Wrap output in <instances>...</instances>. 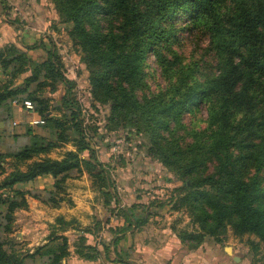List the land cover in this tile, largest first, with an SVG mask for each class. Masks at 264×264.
<instances>
[{
  "label": "trees",
  "instance_id": "16d2710c",
  "mask_svg": "<svg viewBox=\"0 0 264 264\" xmlns=\"http://www.w3.org/2000/svg\"><path fill=\"white\" fill-rule=\"evenodd\" d=\"M48 1L59 22L71 24L68 36L88 72L86 95L93 112L77 98V80L67 76L51 36L45 35L48 46L45 39L32 46L0 45V71L8 77L0 83V112L6 116L14 106L27 110L20 104L30 100L34 108L27 111L42 121L35 124L41 132L30 124L24 134L12 135L9 151L0 150V264H35L36 259L67 264L63 261L71 253L64 235L51 234L33 253L23 252L14 235L15 213L28 207V197L51 206L71 203L66 182L84 173L92 179L95 199L112 216L149 215V205L139 197L121 207L123 197L112 178L116 141L133 138L178 183L171 208L185 209L193 230H172L188 250L198 249L207 237L224 243L230 227L237 237L258 238L249 244L264 264V0ZM197 35L208 38L205 53L211 62L185 57L184 43ZM35 47L46 52L38 64L28 54ZM157 73L160 81L152 89L150 79ZM59 85L65 93L52 106L44 93ZM66 144L72 149L61 158L50 156ZM45 175L54 179L51 190L17 186ZM56 222L65 231L75 220L59 216ZM147 222L142 216L133 224L139 228ZM104 223L109 219L81 228L74 242L77 256L101 257L87 234H99ZM103 251L109 259L106 244Z\"/></svg>",
  "mask_w": 264,
  "mask_h": 264
},
{
  "label": "rangeland",
  "instance_id": "374dc122",
  "mask_svg": "<svg viewBox=\"0 0 264 264\" xmlns=\"http://www.w3.org/2000/svg\"><path fill=\"white\" fill-rule=\"evenodd\" d=\"M15 4L21 7H25V5H27L25 0H0V26L3 25L6 29H10L7 33H4L5 35H3L8 36L7 38H10L6 42H16L20 45L21 40L19 39L18 35L11 30L15 27H22V25H17L21 22V14L17 13L18 11L15 9L17 6ZM4 6L9 7V9H3ZM49 8L50 7L48 6V9ZM54 18L55 17H52V19L49 18V21L51 20V22H47L43 27L45 28V35L51 36L54 39L53 41L62 58L67 76L70 78H76L77 98L82 100V102L85 104L86 108L88 109H86L88 113L93 112V109L90 108V102L87 100L86 95L88 88V72L85 70V67L82 65V63H80L79 56L75 53L71 40L68 36V29L70 28L71 24H66L61 21L59 22L58 17L56 19ZM5 23L8 25H5ZM1 34L2 33L0 32V35ZM26 36L27 35L24 33L23 37H25V40L27 38ZM46 36L42 37V39H45L43 40L44 45L48 46L49 42L46 40ZM40 41L41 40H36L35 38L32 40H26V42H28L27 46H32ZM186 41L187 42L184 43L183 52L188 61L194 60L200 63H202V60L210 62L212 61V57L205 53V48L208 44L207 37L197 35L188 38ZM3 42H5V40H1L0 38V44H3ZM28 54L31 56L35 64L42 62L46 58V52L44 48L41 47H35L31 49ZM150 63L153 68L156 67L153 57H151ZM24 76L25 75L17 79V84L22 83ZM7 78L8 77L4 76L0 71V83L6 81ZM159 81L160 78L157 73L153 78L150 79L151 88L155 89L156 84L159 83ZM64 93V86L59 85L58 89L54 93L45 92L44 96L49 98L52 106H56L60 103V99ZM54 113L57 114L58 111L56 110ZM205 115L206 113H204V116ZM34 119H39L37 114L29 113L27 110L21 109L17 106H14L12 113L7 114L6 116L0 112V138H4L2 139L3 144H0V150L9 151L10 147L8 145L14 143L12 135L16 132L18 134H22L23 132L24 134L28 126L30 124L32 125ZM32 128H34L35 131H42V129L37 125H32ZM137 142L138 140L133 138L128 143L122 142L119 145V149L114 150V152L117 153L118 156L116 157L118 158L112 161L111 167L113 169L112 178L115 181L116 188H118L122 196L127 197L129 196L130 192L134 198L138 199L139 197L142 203H145L147 206L149 205L150 210L149 212H146L149 213V216H155V222L159 229L169 232L172 231V233H175L172 230V226H175L177 229L193 230V225L190 222V217L186 210L181 209L177 211L171 208L170 199L172 197V189L176 186V184H178L176 181H172L173 175L168 172L160 163L155 162L147 157L144 150L140 151L136 146ZM68 149H72L71 144H66L63 147L54 150L50 155L55 158H60ZM105 158L107 159V156H105L104 159ZM88 180L92 181L89 175ZM90 196L91 195L89 194L88 198H90ZM95 196V206H93V209L96 211H99V209L103 210L101 202L97 201ZM152 202H154L153 205H151ZM47 227L48 226L45 227L43 223L32 225L33 233L35 234L32 238V246L42 243L45 235L39 239L38 237L35 239V237L38 233V236L42 235L43 233L40 232L47 229ZM17 229L18 228H15L14 233L16 237L18 236L16 234ZM31 231L32 229L29 230V232ZM250 241L258 242V238L254 235H244L242 237H237L234 235L233 230L229 227L224 243L218 245L220 250H222L225 246H231L233 248V252L230 255H226V253L222 252L223 256L229 260L232 261V258L235 256L240 258L239 262L235 261L231 262V264H259L256 260L261 255L256 256L253 254V247L249 244ZM206 242L208 243L207 245H210L209 247L213 246L214 244L216 245V242L211 237H207ZM25 246L28 248L27 244H20L21 250L23 252L27 250L25 249ZM35 264H39V262L36 261Z\"/></svg>",
  "mask_w": 264,
  "mask_h": 264
},
{
  "label": "crops",
  "instance_id": "0c3cea01",
  "mask_svg": "<svg viewBox=\"0 0 264 264\" xmlns=\"http://www.w3.org/2000/svg\"><path fill=\"white\" fill-rule=\"evenodd\" d=\"M25 1L27 3L25 7L15 4L17 6L15 9L18 11L17 13L21 14V20H26L28 23L24 27L19 26L11 30L18 35L24 45H28L26 40L34 38L41 40L45 36V28L43 27L47 22H51L49 18L55 17L54 19H56L57 14L53 5L48 0ZM48 6L50 7L49 9ZM5 25L8 24L5 23ZM9 30L3 25L0 26V32L2 33L0 35L1 40H5L6 42L10 39L7 38L8 36H3ZM24 33L27 35L26 40L23 37ZM53 183L54 179L49 175H45L38 177L33 182L18 184L17 186L23 189L51 190L53 189ZM66 192L71 203L69 201H62L57 206H51L35 198L28 197V207L16 211L15 228H18L16 231L18 235L17 239L22 245L27 244L28 248L25 246V249H27L25 252L33 253L37 247L48 243L52 234L68 237L71 254L67 261H63V263L67 264H231V262H235L234 258L231 261L223 256L222 252L226 253L224 248L220 250L218 244L209 247L210 245H207L206 240L198 249L188 250L175 233L159 229L154 215L149 216L141 212H135L134 217L125 213L122 217L118 218L117 216H112L104 209L96 211L93 209V206H95L94 196L97 193L92 186V181L88 180L87 173L80 176L78 180L77 178L68 179L66 182ZM89 194L91 195L90 198H88ZM122 197L121 207L130 206L137 201V198H134L132 195ZM59 216H63L67 221L74 219L75 222L65 231H62L60 225L56 222ZM142 216H148V222L136 228L133 221L134 219L142 218ZM96 219H109V223L103 224L104 228L99 234H87L88 242H97L101 251V257L97 261H88L74 253V242L82 234L81 228L93 225ZM40 223L48 227L40 232L43 233L42 235L38 236V233L35 239L37 237L38 239L42 236L44 237V235L45 238L41 244L32 246V238L35 235L32 225ZM125 225L132 226V228L118 233L109 231V228L112 226L123 227ZM31 229L32 231L29 232ZM103 244H106L110 248L109 259L104 254ZM117 253L121 255L120 258H118ZM226 255L228 254L226 253ZM114 259L117 260L113 261ZM36 260L39 262L38 259Z\"/></svg>",
  "mask_w": 264,
  "mask_h": 264
},
{
  "label": "built area",
  "instance_id": "2783aa9c",
  "mask_svg": "<svg viewBox=\"0 0 264 264\" xmlns=\"http://www.w3.org/2000/svg\"><path fill=\"white\" fill-rule=\"evenodd\" d=\"M15 105H18V101L15 100L13 102ZM21 106H24L27 110H33L34 106H33V103L30 101V100H25L23 101L22 104H20ZM42 121L40 119H34L33 122H32V125H35V124H38V123H41ZM123 141L122 140H117L116 141V145L114 146V150H118L119 149V145L122 143Z\"/></svg>",
  "mask_w": 264,
  "mask_h": 264
},
{
  "label": "water",
  "instance_id": "95a60500",
  "mask_svg": "<svg viewBox=\"0 0 264 264\" xmlns=\"http://www.w3.org/2000/svg\"><path fill=\"white\" fill-rule=\"evenodd\" d=\"M224 250H225V252H226L228 255L232 254V252H233V248H232L231 246H225V247H224ZM234 260H235L236 262H239L240 258L235 256V257H234Z\"/></svg>",
  "mask_w": 264,
  "mask_h": 264
}]
</instances>
